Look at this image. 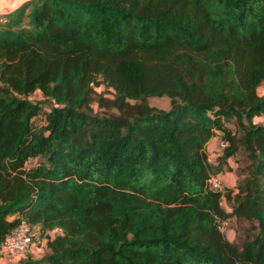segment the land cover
I'll list each match as a JSON object with an SVG mask.
<instances>
[{"label":"trees","instance_id":"1","mask_svg":"<svg viewBox=\"0 0 264 264\" xmlns=\"http://www.w3.org/2000/svg\"><path fill=\"white\" fill-rule=\"evenodd\" d=\"M263 83L264 0H29L5 14L0 250L25 222L47 249L17 264H264ZM240 152V181L211 191ZM230 219L246 223L236 242Z\"/></svg>","mask_w":264,"mask_h":264},{"label":"rangeland","instance_id":"2","mask_svg":"<svg viewBox=\"0 0 264 264\" xmlns=\"http://www.w3.org/2000/svg\"><path fill=\"white\" fill-rule=\"evenodd\" d=\"M26 1L18 0L17 1L18 4H16L17 3L16 2L15 4L12 5L10 2H7L6 0H4V1L0 0V4H2V6H0V10H2L0 13L8 12L11 9L14 8L13 6H15V7H17L16 5H20L21 6ZM6 7H8V8H6ZM2 16H4L3 13L0 14V18ZM259 94L260 95H264V83L259 87ZM31 99L33 101H35V102H39V101H42V96H41L40 93H35L34 95H32ZM149 103H150L151 106H154V107H157V108L163 109V110H167L170 107V103H169V100L167 98H151L149 100ZM41 106L44 109H49V104L48 103H43ZM257 121H260V119H257ZM228 126H230L233 129L235 128L233 122L229 123ZM210 147L212 149H214L211 152L212 155L217 157L223 151L222 140L220 138L213 139L212 142H210ZM229 162H230V165L232 166V168H229L230 165L228 166V168L225 167L224 172L220 175L224 188L233 187L235 185V183L240 181V179L242 178L241 177V173H242V168L241 167L245 163L244 153L240 152L237 156L229 159ZM224 205L226 206L227 209L230 210V204L228 202L224 201ZM222 227H223V232L228 237V239L233 241V242H236L238 237H239V235L242 233L243 229L246 228V223L238 222L235 219H230L228 222L224 223L222 225ZM36 233H37V230L34 229V234H36ZM51 235H54V234L52 233ZM40 242L41 241L39 239L34 241V243L38 246V248L42 247ZM42 255H43V253H40L39 257L42 256Z\"/></svg>","mask_w":264,"mask_h":264},{"label":"built area","instance_id":"3","mask_svg":"<svg viewBox=\"0 0 264 264\" xmlns=\"http://www.w3.org/2000/svg\"><path fill=\"white\" fill-rule=\"evenodd\" d=\"M215 157H211L209 160H214ZM208 188L211 191H219L223 188L221 176H214L208 180ZM220 225V230L223 231V225ZM34 229L29 224L23 222L19 227L14 229L11 235L7 238L0 250V259L8 257H16L23 255L29 250L32 244V238L35 235Z\"/></svg>","mask_w":264,"mask_h":264},{"label":"crops","instance_id":"4","mask_svg":"<svg viewBox=\"0 0 264 264\" xmlns=\"http://www.w3.org/2000/svg\"><path fill=\"white\" fill-rule=\"evenodd\" d=\"M4 1V0H3ZM7 2H10L12 5L13 4H15L18 0H6ZM24 1H26V0H24ZM27 1H29V0H27ZM26 1V2H27ZM6 4V3H5ZM16 4H18V2L16 3ZM0 6H2V4H0ZM17 7H15V6H13L14 8L13 9H11L10 11H8V12H2L4 15L5 14H8V13H11V12H13V11H15L16 10V8H19V6L20 5H16ZM6 8H8V7H6ZM2 10H0V12H1ZM2 13H0V14H2ZM215 139V138H214ZM213 140V139H212ZM212 140L210 141V142H212ZM207 150L209 151V152H212L214 149H212L211 147H210V143L208 144V146H207ZM230 163V162H229ZM40 244L42 245V247L41 248H38V246L35 244V243H33V245L31 246V248H30V252L32 253V255H33V257L34 258H41V257H43L44 256V254L46 253V239H43L41 242H40ZM40 253H43V255L42 256H40L39 257V254ZM37 255V256H36ZM18 260H19V256H16V257H9V258H2V259H0V264H17L18 263ZM4 262V263H3Z\"/></svg>","mask_w":264,"mask_h":264}]
</instances>
